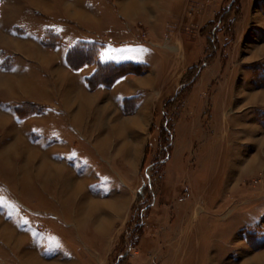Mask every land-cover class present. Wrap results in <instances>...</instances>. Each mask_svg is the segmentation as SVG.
Here are the masks:
<instances>
[{"label":"rangeland","instance_id":"rangeland-1","mask_svg":"<svg viewBox=\"0 0 264 264\" xmlns=\"http://www.w3.org/2000/svg\"><path fill=\"white\" fill-rule=\"evenodd\" d=\"M37 1L0 0V264H264V128H228L234 112L264 120L248 97L264 90V0H180L176 48L131 70L149 76L134 98L150 116L112 139L99 99L78 117V69L94 94L107 61L150 51Z\"/></svg>","mask_w":264,"mask_h":264},{"label":"crops","instance_id":"crops-1","mask_svg":"<svg viewBox=\"0 0 264 264\" xmlns=\"http://www.w3.org/2000/svg\"><path fill=\"white\" fill-rule=\"evenodd\" d=\"M51 1V2H50ZM55 0H38L37 3L40 5L52 4ZM57 2H69L66 6V11L69 14L71 19H76L78 25L86 26L88 30H92L96 35L100 36V31H105L111 29L117 36H119V40L124 39L126 42H129L133 45L145 46L148 51H150V56L142 57L138 59L137 62L132 61H107L108 63L121 64L125 66V70L128 73L121 75L120 78L116 80L113 79L110 82L108 81V85H111L109 89H98V91H92V93H88L85 90L86 81H85V73H83L85 68H80L78 71L80 72V84L78 88L76 87L75 92L72 93V103L77 102V114L78 117L81 115L80 113L84 110L87 111L88 102L90 97L95 100L99 99L101 104L98 105L100 111L108 110L112 113H109L110 120L115 122V127L112 125L111 128L107 130L111 135V139L115 136L118 125L124 124L126 118L133 117L137 118L139 124L143 125V122L150 116L151 113V103L150 98L144 97L143 100H135L137 90L140 88H144L145 79L147 76L136 75L131 71L132 69L143 68L147 65H150V72L152 71V46L159 47H175V34H176V17L179 15L180 10V0H56ZM91 4V6H90ZM46 10V9H45ZM108 12L110 18L113 17L114 20L120 21L119 25H112L113 22L109 20V18H105L103 13ZM54 14L57 12H53ZM52 14V13H49ZM66 15V13H65ZM68 17V15H66ZM143 23V25L147 28L150 42L140 41L137 39L136 33L140 31V29L134 24V21ZM110 23H106L109 22ZM112 33V34H113ZM62 35V33H61ZM74 35L73 37H75ZM86 35H78L80 41V37L84 38ZM77 37V36H76ZM111 38V35H108ZM153 38V40H152ZM95 38H89L86 40L88 42H94ZM113 38L112 41L113 42ZM154 41V42H153ZM108 42V41H107ZM146 42V43H145ZM103 44V43H102ZM73 47V46H72ZM84 70V71H83ZM91 73V72H89ZM149 78V76L147 77ZM106 81H101V85L106 86ZM153 87V85L151 86ZM148 88V87H146ZM102 90V91H100ZM261 96L264 97V90H251L248 94V97L251 96ZM82 97L85 99L81 100ZM124 99L128 101V104L125 105ZM253 100V99H252ZM255 101L252 105L261 106L259 108H264V99L263 100H253ZM71 103V104H72ZM250 103V102H249ZM70 104V105H71ZM73 105V104H72ZM125 106V107H124ZM133 107V111L126 114L124 108L131 109ZM70 108V107H69ZM258 109H249L242 112L240 115L237 112H234L232 116H229V126L228 128H264V120L261 119V115L259 116ZM262 111V110H261ZM264 111V110H263ZM137 125V129H139L142 125ZM224 126V122L222 123ZM228 125V124H227ZM80 127V124H78ZM84 126V125H83ZM133 128V127H132ZM131 128V129H132ZM224 128V127H222ZM82 131V128H78ZM130 147V145H126V143L122 144L119 150L125 151V148ZM134 148V146L132 147ZM135 149V148H134ZM124 155V153L122 154ZM126 156L133 157V150L127 149Z\"/></svg>","mask_w":264,"mask_h":264},{"label":"trees","instance_id":"trees-1","mask_svg":"<svg viewBox=\"0 0 264 264\" xmlns=\"http://www.w3.org/2000/svg\"><path fill=\"white\" fill-rule=\"evenodd\" d=\"M96 45V44H95ZM125 70V66L124 65H121V64H115V63H108V64H105V66L103 67H100L97 72H96V75H91L90 77H88V85H96V83H92L96 78L98 79L100 76V74H104V73H108L109 74V79L111 77V80L114 79V77H116L120 71H123ZM116 75V76H115ZM110 80V81H111ZM97 81V80H95ZM94 81V82H95ZM109 81V82H110ZM101 82V81H99ZM167 131V130H166ZM166 134V132H164Z\"/></svg>","mask_w":264,"mask_h":264},{"label":"bare ground","instance_id":"bare-ground-1","mask_svg":"<svg viewBox=\"0 0 264 264\" xmlns=\"http://www.w3.org/2000/svg\"><path fill=\"white\" fill-rule=\"evenodd\" d=\"M3 80V79H2ZM4 80H5V78H4ZM5 83H6V80H5ZM20 84V83H19ZM7 87V86H6ZM41 170V169H40ZM258 261L256 260V259H254V260H251V259H247V260H245V261H243L242 262V264H258L257 263ZM35 263V262H34ZM33 263V264H34ZM37 263V262H36ZM38 264V263H37Z\"/></svg>","mask_w":264,"mask_h":264}]
</instances>
